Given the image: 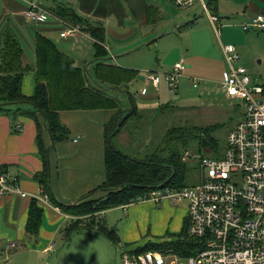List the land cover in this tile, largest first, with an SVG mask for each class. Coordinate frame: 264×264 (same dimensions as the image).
<instances>
[{"label":"trees","instance_id":"obj_1","mask_svg":"<svg viewBox=\"0 0 264 264\" xmlns=\"http://www.w3.org/2000/svg\"><path fill=\"white\" fill-rule=\"evenodd\" d=\"M217 0H209L208 6L213 10ZM55 15L74 26L95 40L93 73L79 67L75 59L60 50L56 43L44 35H35V77L36 89L32 96L23 93V81L31 68L23 62L22 42L11 28L3 35L0 50V114L11 117L15 132L20 133L22 125L17 121L19 115L31 118L37 128L36 144L39 156L44 163V170L35 175L42 196L47 197L53 205L59 207L66 215L74 219L63 231V240L68 243L73 235L80 231L96 232L111 244L120 248L121 238L115 228H110L98 218V214L113 208L126 206L132 199L144 195L151 189L162 185L182 189L189 187L190 159L218 157L222 142L215 137L218 126L207 128H172L168 131L162 144L156 151L148 153L144 159H136L119 151L114 145V138L132 121L142 122L147 117L146 110L139 109L136 99L129 90L130 84L137 79L139 71L123 68L113 64L105 47V30L94 26L85 17L76 14L65 5L55 8ZM149 24L160 21V10L149 6L147 9ZM215 15V14H214ZM124 93L131 104L123 109L120 102L108 95V90ZM13 106L19 107L15 111ZM31 107L32 110H23ZM166 107V106H165ZM237 106L236 109H239ZM162 106L156 111L162 110ZM104 111L113 112L105 124V167L104 182L89 192L78 203L70 206L60 204L51 187L48 149L66 142L70 130L60 119L63 112ZM48 136V140L45 138ZM182 149V150H181ZM192 149L197 157L191 155L185 160V153ZM195 158V159H194ZM198 159L196 164L198 165ZM6 166L0 164V174L6 175ZM9 184L16 182L7 177ZM44 218V210L37 199H32L28 214L26 232L39 234ZM187 220L182 232L172 241L161 243L149 242L136 252L159 251L174 252L183 257L196 253L199 243L187 234Z\"/></svg>","mask_w":264,"mask_h":264},{"label":"crops","instance_id":"obj_2","mask_svg":"<svg viewBox=\"0 0 264 264\" xmlns=\"http://www.w3.org/2000/svg\"><path fill=\"white\" fill-rule=\"evenodd\" d=\"M170 1L177 5L179 0ZM204 1L206 4L209 2V0ZM162 3L164 4V0H0V50L5 30L7 28L13 29L22 42L24 49L23 62L25 66L31 68L24 77L22 91L27 96L34 95L36 89L35 35L36 33H43L53 39V34H59L61 38V33L72 24L62 18L59 19L54 11L58 5H65L76 14L88 19L94 26H102L104 28L106 33L105 47L110 54L109 61L123 68L139 71L134 69V67L121 64L119 61V59L129 54L135 46L137 47L139 43H131L130 45L123 43L126 41L131 42L137 38L139 41L143 38L141 37L142 31H149L148 29L152 27L151 25H154L148 22V7H157L162 12ZM198 4L200 5L199 7H197ZM32 6H39L42 11L47 13L44 23H30V20L24 15ZM191 7L199 8V11L202 9L204 12L203 4L200 0H195ZM192 9L187 15L186 22L193 24L198 17V13L196 12L197 9ZM209 9L219 18V21L220 18L231 20L233 16H238L245 18L247 21L244 23H246L259 14L264 15V0H217L213 10L210 7ZM62 39H71L69 52L76 63L79 60L73 54L79 52L81 45L88 47L89 44V51L92 48L94 52L95 40L85 32L79 33L75 37L61 39L56 37L53 41L57 44ZM116 41L120 42V44H117L119 47L115 50L111 44L116 43ZM75 43L78 46L74 49ZM62 51L70 54L64 50ZM87 60L80 59V62L85 64ZM181 61L174 62V66ZM184 63L186 64V62ZM77 65L79 67L82 66L79 63ZM84 66H89V64ZM145 82L150 84L147 81ZM183 85L184 80L182 82ZM152 86L157 90L160 88V86L155 87L153 84ZM157 90L150 93L147 91L146 86L143 87L140 94V101L143 104L138 105L136 100L138 108L147 110L150 109L148 108L150 107L149 105L157 104L160 99ZM17 108L19 107L14 106L13 108L12 106L11 109L15 111ZM22 109L32 110L31 107H22ZM112 115L113 113L108 111L63 112L60 114L62 123L70 130V138L68 141L54 146L51 151L49 168L52 191L55 199L60 204L66 206L74 205L104 182L106 177L105 124ZM17 120L22 125L20 133L15 132V124L12 122L11 117L0 114V164L7 167V177L16 182L15 185L11 184L13 188L11 192L0 195V264H5L11 258L17 257L24 248L26 251L41 253L45 257L44 261L46 262L42 264H52L50 260L60 264L65 262L76 264L73 258L68 260V256H65L64 252H61L57 258L51 256L58 247L66 248L71 244H65L63 231L74 218L64 214L48 198L47 200L43 199L42 188L35 178L37 173L44 170V163L38 154L39 151L36 144V124L31 118L21 115H19ZM45 138L48 140L49 137L45 135ZM22 194H25L26 197H22ZM32 199H37L44 210L43 222L37 235H30L26 232ZM149 203L154 202H147L141 205L134 204L127 207L121 206L98 214V218L105 221L110 228L120 231V234H118L122 240L123 251L130 250L128 248L131 247H128V245L134 244L136 238L140 235L136 226L137 223L132 221L128 213L130 211L136 212L138 210L136 208H144ZM166 203L178 206L171 202ZM114 209L123 210L127 214L124 215L121 224L118 226L119 229L117 226H112L114 223L109 224L107 221L109 213ZM185 216L186 213L183 216V220L181 219L183 227L186 220ZM172 226L170 230H172ZM157 231L159 232L160 230ZM115 248L119 249L116 246ZM12 249H15L16 252L13 255L5 256Z\"/></svg>","mask_w":264,"mask_h":264},{"label":"rangeland","instance_id":"obj_3","mask_svg":"<svg viewBox=\"0 0 264 264\" xmlns=\"http://www.w3.org/2000/svg\"><path fill=\"white\" fill-rule=\"evenodd\" d=\"M162 5L160 21L151 25L149 31L143 30L141 35L143 38L139 41L137 38L131 42L123 43L125 45L139 44H136L137 47L135 46L129 54L119 59L121 64L134 67L140 71L137 79L129 86V90L137 100L138 105L143 104L140 101L143 87L146 86L150 93L157 90L152 84H146L147 73L153 71L162 79V84L157 90L160 99L157 104L149 105L148 108L150 109L146 110L147 117L142 122L134 120L129 123L113 141L119 151L140 160L144 159L148 153L156 151L172 128L218 126L219 130L215 133V137L223 141V145L228 132L241 121L245 113L242 102L228 99L222 90L228 65L224 58L221 42L224 45H234L240 56L239 64L245 67L252 76L264 82V30L250 29L245 32L242 25L247 20L238 16H233L231 20L220 18V21L213 25L208 14L202 9L199 11V8L191 6H178L170 0H164ZM199 6L198 4L197 7ZM37 7L39 8V6ZM191 9H197L196 12L198 13L193 24L186 22ZM27 18L30 23L36 24L33 17ZM37 23L39 24V22ZM52 37L54 40L56 37L61 39L59 34H53ZM69 43H71V39H62L56 45L61 50L69 52ZM117 44L120 42L116 41V43L111 44L115 50L119 47ZM77 46L78 44L75 43L74 49ZM90 50L89 44L88 47L81 45L78 52L80 54L75 52L73 55L74 57L77 56L81 67L88 69L87 73L92 74L93 64H90V61L93 60L94 52L92 48ZM68 55L71 56L72 54ZM80 59L88 60L82 64ZM181 60L189 66L182 78L184 85L182 86L181 82L178 89H171L165 82L166 74L173 72L174 62ZM87 64L89 66L83 67ZM189 77H197L198 88L193 87ZM108 95L116 98L123 109H127L131 105L124 93L109 89ZM239 104L241 106L236 109ZM161 106L163 109L156 111ZM189 153L194 155L193 157H197L192 149L189 150ZM185 160H187L186 156ZM196 160H189V186L200 183L201 173L195 163ZM22 197H25V194H22ZM136 209H138L136 212L126 211L129 212L132 221L137 223L136 226L140 232L136 242L131 246L128 245L131 247L128 249L132 251L146 246L149 242L161 243L174 240L182 230L181 219L183 220L185 213L187 216V202L185 201L179 206H173L166 202L161 204L149 203L144 208L138 207ZM124 215L127 214L123 210L114 209L109 213L107 221L109 224L114 223L112 226L118 227ZM101 223L105 225V221ZM171 226L172 230H170ZM118 233L120 234V231ZM73 236L68 242L71 243L68 247H58L51 256L57 258L61 252H64L65 256H68V260L73 258L76 264H121L122 250L116 249L109 240L99 234L80 231L79 234ZM120 248L122 249V246ZM15 252L16 250L12 249L4 254L10 256ZM44 260L45 257L41 253L26 251L24 248L20 255L11 258L5 264H42L46 263ZM50 262L60 264L52 260ZM182 262L186 263L187 261L183 259ZM63 264L73 263L65 262Z\"/></svg>","mask_w":264,"mask_h":264},{"label":"built area","instance_id":"obj_4","mask_svg":"<svg viewBox=\"0 0 264 264\" xmlns=\"http://www.w3.org/2000/svg\"><path fill=\"white\" fill-rule=\"evenodd\" d=\"M194 1L179 0L177 5L190 7ZM200 1L212 24L218 23L219 18L211 14L208 4ZM24 15L44 23L47 13L32 6ZM242 28L245 32L264 30V15L255 16ZM81 32L80 26L70 25L61 38L75 37ZM221 45L228 65L222 90L228 99L242 102L245 113L241 121L228 132L218 157L197 158L199 184L182 189L162 185L125 206L147 202L179 206L187 202V234L199 243V248L187 258L174 252L138 253L119 248L121 264H264V82L239 64L234 45ZM186 69L181 61L173 72L166 74L165 82L171 89L179 88ZM190 80L198 88L199 81ZM146 81L155 87L162 84L155 72H148ZM185 156L188 159L191 154L186 152ZM9 190L13 188L7 177L0 174V195ZM183 259L187 262L183 263Z\"/></svg>","mask_w":264,"mask_h":264},{"label":"water","instance_id":"obj_5","mask_svg":"<svg viewBox=\"0 0 264 264\" xmlns=\"http://www.w3.org/2000/svg\"><path fill=\"white\" fill-rule=\"evenodd\" d=\"M50 150H51V148L48 149V160H49L48 164H49V168H50Z\"/></svg>","mask_w":264,"mask_h":264}]
</instances>
